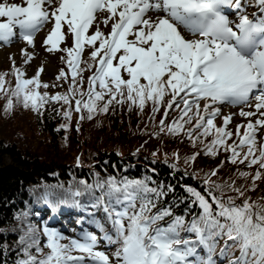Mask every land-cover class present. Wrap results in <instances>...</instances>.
Masks as SVG:
<instances>
[{"label":"snow or ice","instance_id":"1","mask_svg":"<svg viewBox=\"0 0 264 264\" xmlns=\"http://www.w3.org/2000/svg\"><path fill=\"white\" fill-rule=\"evenodd\" d=\"M102 13L106 14L102 23L108 26L111 22L108 34L99 28ZM49 24L52 27L44 44L49 52L67 53L70 94L76 93L77 76L95 68L87 99L80 93L75 112L86 110L92 119L97 111L107 113L114 102L140 112L150 102L151 119L161 107L166 109L161 132L184 136L193 146L202 145L204 155L214 158L229 153L228 162L233 165L247 161L249 167L258 166L252 190L264 179V137L257 139L264 129V0L0 2V42L11 44L19 29L20 38L35 47L36 34ZM93 25L96 29L90 34ZM68 35L73 46L62 49ZM86 46L91 51L88 60L82 61ZM25 57L33 58L27 52ZM82 62L86 67H81ZM42 71L26 79L22 69L14 68L16 84L6 93L5 78L0 75V94L10 97L5 112L13 111L15 101L42 115L46 105L62 101L69 106L63 115L70 122L72 96L40 92L49 88L39 79ZM57 79L67 80L68 74L61 70ZM221 105L254 108H241L240 117L256 119L236 126L238 141L233 143L229 141L234 133L228 127L232 116H222ZM177 111L179 116L166 123ZM199 154L185 163L194 162ZM218 171L205 178L203 188L182 185L186 196L167 205L164 198L175 189L152 177L97 176L92 184L81 181L79 188H45L41 199L46 204L87 212V223L99 235L85 228L69 237L47 224L37 229L28 223L19 236L21 251L15 264H264V196L261 201L245 198L237 203V197H245L244 189L234 182L213 181ZM239 175L246 179L250 174ZM228 191L236 196L226 198ZM84 196L88 197L86 204L81 203ZM178 204L185 205L183 214L175 213ZM97 212L103 214L99 219ZM29 216L24 211L16 219L23 223ZM5 252L7 245H0V255Z\"/></svg>","mask_w":264,"mask_h":264},{"label":"trees","instance_id":"2","mask_svg":"<svg viewBox=\"0 0 264 264\" xmlns=\"http://www.w3.org/2000/svg\"><path fill=\"white\" fill-rule=\"evenodd\" d=\"M60 66L66 67L65 59ZM90 71L83 73L84 80ZM4 74L9 77L5 79L6 93L9 86L15 87L16 81L13 70ZM47 84L48 89L39 91H46L51 94L49 96L69 94V79H57ZM80 90L77 87L75 94ZM9 98L7 94H0V245H7V252L0 255V264H15L21 251L19 236L28 223L42 229L48 225L47 218H53L55 214L73 222L75 208L61 204L53 209L41 199L45 188L59 185L79 188L81 181L92 184L97 176L101 179L110 176L117 179L152 177L175 189L164 198L167 205L175 203L177 197L186 196L182 185L203 188L205 178L218 169V175L211 177L213 181L234 182L244 189L245 197H237V203L245 198L261 201L264 196V179L257 181L256 189L252 190L258 166L249 167L247 161L233 165L228 162L229 153L221 152L214 158L204 155L202 145L193 146L184 136L172 137L161 132L159 125L164 107L151 119L150 102L143 112L135 107L130 111L128 104L114 102L107 113L97 111L92 119H88L84 110V119H79L71 99L73 114L69 122L63 115L69 106L62 101L46 105L42 115L14 101L13 111L6 113ZM174 115L178 117L179 112H172L166 123ZM233 133L229 143L238 141ZM197 152L200 154L194 162L185 163ZM241 172L250 175L241 178ZM227 196H236V193L228 191ZM87 201L88 197L84 196L83 204ZM24 211H29L30 216L22 223L16 219V214ZM184 211V204L175 207L176 214ZM96 215L99 219L103 214L97 212ZM40 236L43 244L42 232Z\"/></svg>","mask_w":264,"mask_h":264},{"label":"rangeland","instance_id":"3","mask_svg":"<svg viewBox=\"0 0 264 264\" xmlns=\"http://www.w3.org/2000/svg\"><path fill=\"white\" fill-rule=\"evenodd\" d=\"M0 2H2V0H0ZM8 3H17V4H23L24 0H7ZM102 15V14H100ZM104 15L106 16V14L104 13ZM100 21V18H99ZM103 20L100 21L99 23V28L102 32H104L105 34H108L111 30V22H109L108 26H105L102 23ZM47 27H45V29H43L42 31L46 30V34H45V39L48 35V33L51 30V27H49V25H46ZM49 27V28H48ZM96 29L95 28L90 32V34L92 32H94ZM40 39V36H39ZM99 43V42H98ZM18 47V49H21L23 51V55L22 54H12V47ZM10 49H7L6 52L3 53V49L2 47H0V75H5L4 73L10 72L13 70V65H12V60H14L16 62V64H27L28 66V75H34V73H37L39 69L43 68V71L40 72L41 73V78L43 84H47L50 83L54 80H57V77L61 71V68L59 66L60 61L62 60V57L64 58L65 55L67 54L64 51H59V52H49L47 50V47L44 42L40 41L37 39V46L32 48L29 47L27 44L22 43V42H18L16 44H14ZM71 44H70V39L67 36L65 42L62 43L61 48L62 49H66V48H70ZM91 48L88 47L87 51L84 53V55L82 56V61H87L88 56L90 54ZM25 52H27L29 55H31L33 58L28 61L25 57ZM3 53V56H1ZM48 63H51L52 67L48 65ZM7 77V76H6ZM4 76L5 79L6 78ZM49 95H51L50 93H48ZM233 108H229L228 105H222L221 106V113L222 116H226V115H231L232 116V122L228 125L229 129L232 130L233 132H235L236 126L237 125H242V124H246L248 121L247 119H245L244 117H240L238 115V113L241 111L240 109H235V110H230ZM244 111H253V108H246L243 109ZM231 112V113H230ZM176 116H172V118L170 119L169 123L175 119ZM253 118V117H251ZM216 123L218 125H220L222 123V120L220 118L217 119ZM245 131V129L241 128V132L243 133ZM261 137H264V129L262 131L261 134H258L257 139L258 142L260 141ZM233 143V141L231 142ZM259 144V143H258ZM246 151V150H245ZM103 243V242H101ZM101 250H104L103 248H101Z\"/></svg>","mask_w":264,"mask_h":264},{"label":"bare ground","instance_id":"4","mask_svg":"<svg viewBox=\"0 0 264 264\" xmlns=\"http://www.w3.org/2000/svg\"><path fill=\"white\" fill-rule=\"evenodd\" d=\"M99 18H100V21L103 20V19L105 18L104 13H102V15L99 16ZM95 26H96V25H93L92 29H90V32L95 28ZM43 40H44V37L42 38V41H43ZM39 41H40V39H39ZM6 50H7V49H3V50H2L3 53L6 52ZM11 50H12V54H18V55H19V54H22V55L24 54L23 51H22L21 49H18L17 46H16V47H12ZM3 53H2L1 56H3ZM48 65L52 67L51 63H48ZM242 107H243V106L238 107V108L241 110ZM220 108H221V106H220ZM243 109H245V108L243 107ZM230 110H235V109L233 108V109H230ZM230 113H231V112H230ZM245 119H246V118H245ZM248 119H251V120L254 121L256 118H248ZM248 119H247V120H248ZM245 122H248V121H245Z\"/></svg>","mask_w":264,"mask_h":264}]
</instances>
